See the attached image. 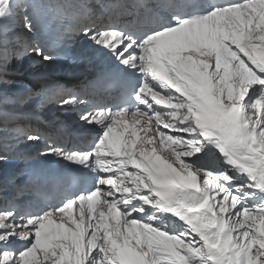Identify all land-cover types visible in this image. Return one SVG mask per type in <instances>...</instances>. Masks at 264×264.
<instances>
[{"label":"snow or ice","instance_id":"1","mask_svg":"<svg viewBox=\"0 0 264 264\" xmlns=\"http://www.w3.org/2000/svg\"><path fill=\"white\" fill-rule=\"evenodd\" d=\"M45 20L105 70L14 80L63 54ZM23 144L0 264H264V0H0V164Z\"/></svg>","mask_w":264,"mask_h":264},{"label":"bare ground","instance_id":"2","mask_svg":"<svg viewBox=\"0 0 264 264\" xmlns=\"http://www.w3.org/2000/svg\"><path fill=\"white\" fill-rule=\"evenodd\" d=\"M45 22V23H44ZM43 23L44 25L47 26V23L50 21L45 20ZM51 26H48V28L46 29L47 31V35H48V39L51 41V44L53 45L52 49L55 50L56 52H62L63 50L60 49L58 47V28L59 26L56 23H51ZM65 58V60H64ZM58 59V58H56ZM63 59L64 62L68 61L69 63H72V66L77 65L80 66L81 64H86L87 66H91L90 69H94L97 66H100L101 69H99L100 71H104V65L103 62L99 59L93 58L92 61L89 60L88 58H86L85 56H83L81 54V49L77 46V48L71 52H67V53H63L60 55L59 60ZM63 62V63H64ZM63 63L60 61L55 60V63H53L52 65L46 67V68H40V67H33L31 65V62L25 58L22 61L21 60H14L11 66V70L13 72V79L16 80H23L22 79V74L21 72L24 71L25 74L27 73H34V71L37 70H49L50 68H55L54 70L56 71H60L61 69H65V66H63ZM21 64V65H19ZM25 64V66H24ZM70 66V65H69ZM90 73V72H88ZM70 77H65L64 79L60 76H57V78H50L53 81H59L61 84L65 85L68 84V79ZM89 77L87 75L78 78V82H81L84 79H88ZM90 80V79H89ZM27 82V81H25ZM31 84V82H28ZM80 84L77 83L75 88L80 87ZM39 102V100H37ZM45 114L47 115L46 118L48 122H52L54 121V119H58L59 122H62L64 125H66L68 132H71V138L72 140H75L77 137H82V136H86L89 133L86 131L87 126H84L83 128L79 127L78 125V120L75 114H67V113H63L62 111H60L58 109V107L56 108V104L55 103H51L49 104ZM74 136V137H73ZM17 147V148H16ZM15 148V149H14ZM15 150V158L14 162L12 164V166L8 169V171H6V173L3 176L0 175V180L5 179V178H10L12 177L13 182L9 183V185H11L9 191L7 192L6 195H11L12 192L15 190L16 186H23L25 184V182L28 179V176L25 174L27 173V171L29 169H31L32 167H34V163L31 162L28 158L35 152L34 148H31L29 146H27L26 144L23 145H19V146H15L12 147L10 150ZM34 151V152H33ZM14 165V166H13ZM11 180V181H12ZM1 194V193H0ZM27 199V198H26Z\"/></svg>","mask_w":264,"mask_h":264},{"label":"rangeland","instance_id":"3","mask_svg":"<svg viewBox=\"0 0 264 264\" xmlns=\"http://www.w3.org/2000/svg\"><path fill=\"white\" fill-rule=\"evenodd\" d=\"M48 21V20H47ZM45 23V22H44ZM51 23H53V22H48L47 23V26L46 25H44L45 26V29H47L48 28V26H51L50 24ZM49 40V39H48ZM49 47L50 48H52L53 47V45L51 44V41L49 40ZM59 57H60V55H58L56 58H58V59H56L57 61H60V62H64V60H65V58H64V60L63 59H60L59 60ZM89 60H91L92 61V59H89ZM65 63H66V66H65ZM19 65H21V64H19ZM70 65V66H69ZM24 66H25V64H24ZM63 66H65V69H61L60 71H56V70H54L55 68H50L49 70H47V69H45V70H37V71H34V73H27V74H25L24 73V71L23 72H21V74H22V79L24 80V81H27V82H31V83H34V80H33V77L36 75V74H39V73H43V74H45L49 79L50 78H57V76H60V77H62L63 79L65 78V77H70L71 78V76H69L70 74H78L79 72H80V70H82V71H84V73L85 72H87L88 70H89V66H87L86 64H81L80 63V66H78L77 67V65H74V66H72V63H69L68 61H65L64 63H63ZM12 69V68H11ZM14 80H16V79H14ZM71 79H69V81H70ZM72 83V82H71ZM35 103H39L38 101H36ZM49 106V105H48ZM56 108H57V105H56ZM47 117V115L45 114V119L47 120L48 118H46ZM58 121V119H54V121H52V122H57ZM69 133V132H68ZM74 137V136H73ZM17 148V147H16ZM15 149V148H14ZM10 150V154H11V158L9 159V160H7L5 163H3V164H0V175H2V173H3V176H4V174L6 173V171H8V169L12 166V164H13V162H14V159H16L15 158V150ZM35 151V150H34ZM33 151V152H34ZM17 160V159H16ZM14 166V165H13ZM10 179V181L12 180V177H10L9 178ZM2 180V179H1ZM4 180V179H3ZM12 182H13V180H12ZM11 183V182H10ZM10 187H11V185H8V189H7V192L9 191V189H10ZM7 192L6 193H1L0 195H4V194H7Z\"/></svg>","mask_w":264,"mask_h":264}]
</instances>
